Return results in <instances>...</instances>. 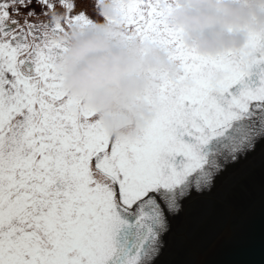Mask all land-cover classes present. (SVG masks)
<instances>
[{"label":"snow or ice","instance_id":"obj_1","mask_svg":"<svg viewBox=\"0 0 264 264\" xmlns=\"http://www.w3.org/2000/svg\"><path fill=\"white\" fill-rule=\"evenodd\" d=\"M35 3L44 22L33 0H0V264H155L182 202L264 142V25L207 55L167 23L176 0H110L117 46L177 68L147 74L151 119L113 137L59 69L66 29L103 18L77 0Z\"/></svg>","mask_w":264,"mask_h":264},{"label":"clouds","instance_id":"obj_2","mask_svg":"<svg viewBox=\"0 0 264 264\" xmlns=\"http://www.w3.org/2000/svg\"><path fill=\"white\" fill-rule=\"evenodd\" d=\"M176 2L178 6L168 15L167 23L182 28L184 43L201 54L215 55L237 49L244 43V29L264 25V0H242L240 4L230 0ZM94 10L103 18L101 22L83 30L66 29L67 51L59 64L63 87L96 111L97 119L110 136H124L142 128L152 116L142 100L132 106L154 83L143 74L163 70L174 77L177 68L163 53L135 41L126 48L113 49L111 41L119 40L122 29L106 22L116 19L110 0H94ZM51 18L62 19V16L53 14ZM228 28L233 29L232 34L224 31ZM58 39L62 42L64 37ZM141 51L147 55L140 56ZM114 111L122 115H107Z\"/></svg>","mask_w":264,"mask_h":264},{"label":"water","instance_id":"obj_3","mask_svg":"<svg viewBox=\"0 0 264 264\" xmlns=\"http://www.w3.org/2000/svg\"><path fill=\"white\" fill-rule=\"evenodd\" d=\"M155 264H264V142L170 218Z\"/></svg>","mask_w":264,"mask_h":264},{"label":"rangeland","instance_id":"obj_4","mask_svg":"<svg viewBox=\"0 0 264 264\" xmlns=\"http://www.w3.org/2000/svg\"><path fill=\"white\" fill-rule=\"evenodd\" d=\"M34 1V0H33ZM230 2L231 3H233V4H240L241 2H242V0H240V2L239 3H237V2H235V0H230ZM77 3H78V6H79V8H82V9H85L87 12H88V14L90 15V16H92V18L93 19H96V12H95V10H94V2L92 1V3H90V2H88V1H86V0H77ZM176 4H177V2H176ZM90 5H93V6H90ZM91 8V9H90ZM33 10L36 12V15L38 16V17H41V15L43 16V14H42V12H43V10L37 5V8H33ZM60 11H62V10H60ZM102 19V18H101ZM42 21V18H40V21H34V22H41ZM96 23V22H95ZM229 29H231V28H228V29H225L224 31L227 33V34H229ZM233 30V29H232ZM183 33H184V30H183ZM198 35H204V33H198ZM111 47L113 48V49H121V48H124V47H119V46H117V43H116V39L115 38H113L112 39V41H111ZM192 48H194V47H192ZM147 74L148 73H144L143 75L144 76H147ZM131 75H137L136 73H133V74H131ZM80 98V97H79ZM142 97H140V98H136L135 100H134V102H133V107H135V105L137 104V103H139L142 99H141ZM81 99V98H80ZM82 100V99H81ZM85 104V103H84ZM86 106H87V104H85ZM88 107V106H87ZM88 108H90V107H88ZM91 110H93L95 113H96V111L94 110V109H92V108H90ZM97 114V113H96ZM107 115H109V116H113V117H115V116H119V115H122V112H120V111H114V112H109V113H107Z\"/></svg>","mask_w":264,"mask_h":264},{"label":"flooded vegetation","instance_id":"obj_5","mask_svg":"<svg viewBox=\"0 0 264 264\" xmlns=\"http://www.w3.org/2000/svg\"><path fill=\"white\" fill-rule=\"evenodd\" d=\"M86 1H88V2H90V3H92V1L94 2V0H86ZM90 6H93V5H90ZM32 8H37V4L35 3V0L33 1V5H32ZM91 9V8H90ZM39 16V15H38ZM40 18H42V21L41 22H44L45 21V18L41 15V17Z\"/></svg>","mask_w":264,"mask_h":264}]
</instances>
